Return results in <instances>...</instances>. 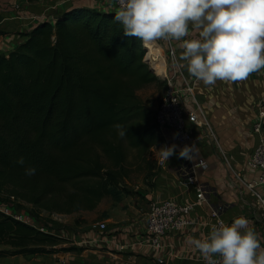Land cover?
I'll use <instances>...</instances> for the list:
<instances>
[{
  "label": "trees",
  "instance_id": "trees-1",
  "mask_svg": "<svg viewBox=\"0 0 264 264\" xmlns=\"http://www.w3.org/2000/svg\"><path fill=\"white\" fill-rule=\"evenodd\" d=\"M115 13L72 7L0 54L1 199L14 195L37 214H73L130 194L129 152L147 165L159 137L155 111L139 91L164 81ZM28 167L35 175L25 174ZM65 242L0 212V259L75 249Z\"/></svg>",
  "mask_w": 264,
  "mask_h": 264
},
{
  "label": "crops",
  "instance_id": "crops-1",
  "mask_svg": "<svg viewBox=\"0 0 264 264\" xmlns=\"http://www.w3.org/2000/svg\"><path fill=\"white\" fill-rule=\"evenodd\" d=\"M72 7L109 11L103 0H0V54L9 55L38 23L54 22ZM33 15H39L40 20H33ZM197 35L193 29L183 39ZM156 43L166 46V39ZM173 43L180 59L182 41ZM180 61L184 68L179 84L194 87V96L209 123L204 128L189 123L194 134L193 158L171 156L157 172L152 188L141 192L145 199L130 192L120 201L105 197L92 211L47 213L50 220L41 223L45 231L65 238L67 242L61 246H73L74 250L9 256L1 258L0 264H161L160 259L162 264H205L190 242L206 238L215 228L212 210L230 223L238 216L247 217L261 241L259 251H264V206L246 186L259 174L248 162L259 142L254 122L258 102L264 99V72H254L242 81H217L206 86L187 71L186 62ZM183 97L188 109L193 108L189 96L183 93ZM197 183L204 188L208 202L191 213L193 224L167 234L161 248L152 247L146 242L150 203H189L196 197ZM102 222L105 229L99 227Z\"/></svg>",
  "mask_w": 264,
  "mask_h": 264
},
{
  "label": "clouds",
  "instance_id": "clouds-1",
  "mask_svg": "<svg viewBox=\"0 0 264 264\" xmlns=\"http://www.w3.org/2000/svg\"><path fill=\"white\" fill-rule=\"evenodd\" d=\"M114 21L125 36L146 45L159 40L182 41L180 59L206 86L217 81H242L264 69V0H119ZM197 30L193 39L190 30ZM118 135L126 132L116 125ZM193 145L161 146L160 162L173 155L191 160ZM17 163L24 164L23 157ZM28 167L25 174L35 175ZM206 264H264L261 241L249 220L238 216L221 223L204 239L190 242Z\"/></svg>",
  "mask_w": 264,
  "mask_h": 264
},
{
  "label": "built area",
  "instance_id": "built-area-1",
  "mask_svg": "<svg viewBox=\"0 0 264 264\" xmlns=\"http://www.w3.org/2000/svg\"><path fill=\"white\" fill-rule=\"evenodd\" d=\"M111 11L119 10V0H103ZM33 20L39 21V15H33ZM146 50L145 59L150 61L154 73L163 79L168 90L165 96L158 104L155 111V121L161 128H167L172 131L174 143L179 147L187 145L194 146V134L189 123L193 126L204 128L208 127L209 123L204 114L203 109L194 99V106L188 109L186 106L183 93L194 95V87L190 83L184 82L179 84V80L183 76V63L180 61L173 40H166V46H161L158 43L146 45L143 42ZM156 52V55L153 52ZM154 58V59H152ZM155 61V62H154ZM163 62L165 65L164 71H159L156 68L157 62ZM264 72V69H262ZM254 129L259 134V142L252 154L248 165L250 168L259 171L256 179L246 184L247 188L252 190L255 196L264 206V99L258 102V115L254 122ZM169 145V144H168ZM194 148V147H193ZM158 164L164 166L166 162L161 163L158 156ZM198 180H196L197 182ZM6 199L0 198V212L8 215L18 221L31 224L41 230H45L44 226L30 213L26 212L22 207H19L20 201L14 195H3ZM208 202L206 193L202 185L196 184V197L186 204H178L173 201H164L161 203L152 202L149 205L147 212V239L154 248H161L163 238L175 231L191 226L193 220L190 218L191 213L197 208ZM212 217L216 221L215 227L221 223L229 224L221 217L216 210L211 211ZM101 229L106 228L104 222L99 224ZM217 264L219 258L217 257ZM162 264L164 261L159 260ZM206 264V261H205Z\"/></svg>",
  "mask_w": 264,
  "mask_h": 264
},
{
  "label": "rangeland",
  "instance_id": "rangeland-1",
  "mask_svg": "<svg viewBox=\"0 0 264 264\" xmlns=\"http://www.w3.org/2000/svg\"><path fill=\"white\" fill-rule=\"evenodd\" d=\"M147 63L151 67L150 61ZM162 81L163 79L161 78L160 82ZM167 90L168 87L165 82L153 83L141 89L139 94L144 100L148 99L149 105L154 111H156L158 104L167 93ZM187 96H189L191 102H194V95L187 94ZM157 133L159 136L158 144L153 147L152 157L149 159L150 161H148L147 165L145 161H135L134 156L136 153L132 150L129 152V159L126 165L129 175L125 178L124 185L128 187L131 195H138L143 199H145L146 196L142 195L141 192L144 193L145 191H148L152 188L154 180L156 179V174L161 168L157 162L161 146L172 144L173 133L171 130L158 126ZM150 162H152V165H154V170H150V168H148V164H150ZM107 198L111 197L107 196ZM21 204L22 209L32 214L37 219V221L42 223V225L46 224L47 221L50 220L47 213L43 212L41 214H37V211H35L31 205L22 202Z\"/></svg>",
  "mask_w": 264,
  "mask_h": 264
},
{
  "label": "bare ground",
  "instance_id": "bare-ground-1",
  "mask_svg": "<svg viewBox=\"0 0 264 264\" xmlns=\"http://www.w3.org/2000/svg\"><path fill=\"white\" fill-rule=\"evenodd\" d=\"M156 52H157V51L153 52V54L156 55ZM152 59H154V58H152ZM154 62H155V61H154ZM156 68H157L159 71H164V70H165V65L163 64L162 61H161V62H157V64H156Z\"/></svg>",
  "mask_w": 264,
  "mask_h": 264
},
{
  "label": "water",
  "instance_id": "water-1",
  "mask_svg": "<svg viewBox=\"0 0 264 264\" xmlns=\"http://www.w3.org/2000/svg\"><path fill=\"white\" fill-rule=\"evenodd\" d=\"M146 60V62H148V60L147 59H145ZM151 70L154 72V69L151 67Z\"/></svg>",
  "mask_w": 264,
  "mask_h": 264
}]
</instances>
